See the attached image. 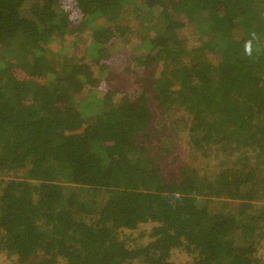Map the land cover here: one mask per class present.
<instances>
[{
  "label": "trees",
  "instance_id": "obj_1",
  "mask_svg": "<svg viewBox=\"0 0 264 264\" xmlns=\"http://www.w3.org/2000/svg\"><path fill=\"white\" fill-rule=\"evenodd\" d=\"M139 1L0 0L11 264H264V0Z\"/></svg>",
  "mask_w": 264,
  "mask_h": 264
},
{
  "label": "rangeland",
  "instance_id": "obj_2",
  "mask_svg": "<svg viewBox=\"0 0 264 264\" xmlns=\"http://www.w3.org/2000/svg\"><path fill=\"white\" fill-rule=\"evenodd\" d=\"M137 1H138V4H140V1L139 0H137ZM98 23H102V20L98 21ZM139 40H140V38L138 39V37L136 38V36H135V37L131 38L130 45L129 44L127 45L125 43H120V44L117 45V47H125L128 50V52H130L132 50L131 47L133 48V44H135V46L140 48V51H141L144 47H143V45H139V44L142 43V41L140 40L141 41L140 42ZM137 41H138V43H137ZM53 47L55 48L56 46H53ZM113 54L116 55L115 51H114ZM5 56H6V58L8 57L7 55H5ZM127 57H128L127 55H125L124 57L123 56L120 57V56L116 55L117 62L118 63H122V64L125 63V59ZM208 60H209L210 63L215 64L217 59L212 58L210 56L208 58ZM181 149H182V147H181ZM185 151H187V150L182 149V155H184L186 157ZM220 157H221V153H220ZM186 159L188 161L187 157H186ZM203 163H204V161H202L201 159H198V161L195 163V165L197 166V168L198 167L201 168V167H203V165H202ZM212 163H213V166L216 164L215 161H213ZM189 164H190V161H189ZM195 165H194V167H195ZM192 167H193V165H192ZM207 171L209 172L208 169H207ZM203 173L204 172H201V174H203ZM214 173L215 172H212V174H214ZM221 207H222V205H219V207H218V209L220 208L219 209L220 211L221 210H225V211H228L230 213L229 208L227 210V209H224V208H221ZM238 208L239 207H237L236 212H237ZM239 218H240V216H239ZM150 230H151V225L150 224H146V225L139 226V228H137L135 230H123L122 231V237L125 239L126 245L128 247H137V245H144V244H146L149 241L148 236L146 235V233L150 232ZM259 252H260L259 256L264 257V242H263L262 246L260 247ZM11 259L8 258L5 254H0V264H11V262H12ZM192 261H193L192 257L187 255L184 251H182L180 249V250H174L172 252V255H171L170 259L168 260V263H171V264H191Z\"/></svg>",
  "mask_w": 264,
  "mask_h": 264
}]
</instances>
